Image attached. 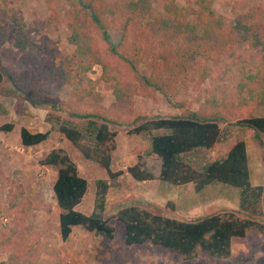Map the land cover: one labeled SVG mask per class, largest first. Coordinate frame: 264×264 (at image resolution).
I'll return each instance as SVG.
<instances>
[{
	"label": "rangeland",
	"instance_id": "rangeland-1",
	"mask_svg": "<svg viewBox=\"0 0 264 264\" xmlns=\"http://www.w3.org/2000/svg\"><path fill=\"white\" fill-rule=\"evenodd\" d=\"M121 1L125 0H96L95 2L105 12L104 25L114 43L117 44L122 37H125L127 44L131 47L130 53H132L137 50L132 44L135 38L139 37V40L135 41L139 51L137 50L138 53L135 56L137 64L133 74L129 73L126 66H120V63L109 54L101 39V31L93 27L89 28H91L97 50L102 58L110 64L121 67L124 84L132 85L129 88L133 111L130 115L127 112L115 110L112 88L101 82L102 68L99 65H95L87 74V77L96 83L94 93L99 95L97 98H83L58 78L53 79V84L59 86L58 92L50 89L51 87L42 79L34 80V69L30 70L28 75L23 74L24 69L32 63H38L46 70L53 66H60L65 58L73 53L74 47L68 45L66 41L70 33L66 20L71 15L68 0H0V31L5 29V25L14 17L22 19L23 32L30 39L34 46L33 50L39 56L38 62L22 59V53L12 45L15 30H5L6 41L0 46V71L4 76L0 84V99L14 98L18 105L20 101H24L19 88L32 83L29 91L36 96L37 88L41 87L47 99L61 110L56 112L49 108H36L27 102L33 107L32 120L36 122L35 128L43 129L45 123L49 122L54 133L59 131V126L62 124L81 133V144L91 150L90 160L85 159L69 141L70 151L58 149L63 150L69 156L76 164L80 176L86 177L89 183H93L101 171L97 164L101 146L96 138L100 123L94 119L70 117L71 113L107 116L113 122L110 125V131L117 132L116 148L111 153L113 170L122 169L126 172V168L137 161L136 156L139 155L144 164L147 161L150 168L147 170L150 173L156 172L159 159L151 156V137L153 134L159 135L165 132L155 131L130 135L128 131L144 119L170 118L180 115L183 111H195L201 116H208L211 109L205 105V102L211 96L221 100H233L245 60L249 61L245 66L247 69L253 68L251 63L255 60L261 59L264 62V49L259 40L261 37L264 41V20H262L260 29L252 31V37L247 31L238 30L243 35L237 38L234 47L240 55V60L236 61L235 65L230 59L221 63L209 60L205 67L201 62L193 66L189 74L179 78L176 83L172 81L166 97L159 92L144 94V90L133 88V86L140 87L139 76L149 73L148 56L150 53L154 52L159 55L158 57H162L165 56L162 54L169 52L168 60L172 62L175 52L169 51L170 48L162 41L153 39L148 30L141 28L138 24H133L120 13L110 14L109 10L116 9V4ZM167 4L176 5L179 10L184 11L187 23L198 24L200 22L196 0H160L143 18L142 23L152 21L159 14L165 15L163 6ZM211 7L216 16L225 19L231 27L236 26L232 23L236 19V13H241L242 16L255 10L260 13V16L264 15V0H212ZM197 28L199 29V26ZM246 37L251 39L252 46ZM249 54L252 59L249 58ZM225 64H228L230 77H227L229 79L223 74ZM202 68L207 69L209 74V77L203 80L199 77ZM251 112L261 115L264 110L254 104L251 109H241L233 113L222 109L227 121L219 124L221 135L214 147L210 150H194L180 159L193 170L200 172L213 160H222L234 142L246 139L248 144L251 143L249 147L252 145V153L255 151L259 155L264 178L261 155L250 139L251 131L234 125L235 121L247 117ZM20 118H14L16 124L23 122ZM61 137L63 142L54 134L48 147H42L40 144L36 147L23 148L18 130L11 133L0 132V264H264V234L254 228L247 230L245 238L232 239L230 257L220 260L200 250L194 260L184 261L179 254L149 243L126 247L122 242L124 226L121 223H117L114 241H108L102 235L90 234L74 228L70 239L63 242L59 234V211L52 189L57 170L39 164V161L51 151L52 146L59 147L66 143L67 140L62 135ZM249 154L251 159V152ZM90 190L93 191V187ZM133 192V188H130L122 200L108 199L107 207L113 209L110 208L107 213L110 214L116 207L132 205H139L149 211H154L151 205L138 200ZM257 193V191H252L249 195L252 199L254 196L249 206L253 207V211L250 215L242 214V216L264 225V192ZM93 197L95 196L92 193L87 195L81 207H92ZM247 201H249L248 196L243 200L244 205ZM27 202L31 203L30 211L28 217L22 220L21 213ZM159 213L165 214L162 211Z\"/></svg>",
	"mask_w": 264,
	"mask_h": 264
},
{
	"label": "trees",
	"instance_id": "trees-1",
	"mask_svg": "<svg viewBox=\"0 0 264 264\" xmlns=\"http://www.w3.org/2000/svg\"><path fill=\"white\" fill-rule=\"evenodd\" d=\"M95 1L68 0L71 15L66 20V26L70 32L66 41L68 45L74 47V51L65 58L64 63L60 66H53L49 70L40 67L38 63H32L24 69L23 74L28 75L30 70L34 69V80L42 79L51 87L50 89L58 92L59 86L53 84V79L58 78L83 98H97L99 95L94 93L96 83L91 81L87 74L95 65H99L102 68L101 82L112 88L115 110L127 112L130 115L133 112L129 95V88L132 85L124 84L121 67L110 64L99 54L91 28L101 31V39L109 54L116 59V62L120 63V66H126L131 74L136 69L135 56L139 47L135 41L137 42L139 37L135 38L132 44L138 51L132 53H130L131 47L127 44L125 37H122L117 44L114 43L104 25L105 12ZM159 1L125 0L116 4V9L109 10L110 14L120 13L133 24H138L141 28L148 30L153 39L162 41L170 48L169 51L175 52L172 62L168 60L169 52L162 54L165 55L162 57H158L159 55L154 52L150 53L148 56L149 73L139 76L140 87L133 86V88L144 90V94L159 92L166 97L171 82L176 83L179 78L189 74L193 66L201 62L205 67L209 60L221 63L230 59L235 65V62L240 60V55L234 47L237 38L243 35L238 30L247 31L252 37V31H258L262 20H264V15L260 16V13L255 10L242 16L241 13H236V19L232 22L236 26L231 27L225 19L216 16L211 7L212 0H196L200 21L198 24L187 23L184 17L185 12L172 4L163 6L165 15L159 14L152 21L143 24V18L152 11L154 4ZM6 29L15 30L12 36V45L22 53V59L38 62L39 56L33 50L34 46L30 39L23 32L22 19L14 17L5 25V29L0 31V46L6 41ZM246 40L252 46L251 39L246 37ZM259 40L264 49V41L261 37ZM248 56L252 59L250 54ZM247 63L249 61L245 60L232 101L211 96L205 102V105L211 109L208 116H201L195 111H183L180 115L170 118L144 119L140 124L132 127L128 131L130 135L155 131L165 133L154 135L151 138V152L160 160L158 177L146 169L141 156L138 155L136 163L126 169L130 178L136 182L158 179L172 185L191 182L196 192L201 191L212 182H218L241 189L244 200L250 190V178L246 146L242 140L237 141L229 148L223 160L211 162L203 172L193 170L180 158L197 149L210 150L214 147L221 135L219 124L227 121L222 109L233 113L241 109H251L254 104L264 110V62L261 59L253 61L252 69L245 67ZM227 66L228 64H225L223 74L229 79ZM199 77L201 80L208 78V70L202 68ZM3 79L4 76L0 71V84ZM23 86V88H19L21 97L33 107L49 108L56 112L61 110L47 99L44 95L45 91H42L41 87L37 88L36 96H34L29 91L32 83ZM69 116L77 119H94L100 123L96 133V138L101 146L98 163L110 180H116L123 172L111 170V153L116 148L115 138L117 137L116 131H110V125L113 122L107 116L96 114L71 113ZM234 125L251 131L250 139L260 152L264 168V113L255 115L251 112L247 117L235 121ZM12 130L13 125L11 124L0 126V132L10 133ZM59 133L85 159H90L91 150L81 144L82 135L79 131L60 125ZM19 138L23 147H36L49 140L50 133H31L25 128H21ZM39 164L57 170L56 181L52 189L59 209V234L63 242L70 239L74 228H79L90 234L103 235L107 240H113L114 225L121 223L124 226L122 242L126 247L142 246L149 243L179 254L184 261L194 260L200 250L220 260L230 257L231 240L244 238L247 230L254 228L264 234V225L229 210H222L195 220H185L163 216L156 208L154 211H149L132 205L104 220L86 216L79 212L77 207L87 193L88 183L80 176L76 164L69 156L61 149L52 150L43 160L39 161ZM260 191H264V186ZM101 195L104 196V194ZM30 205V202L26 203L21 213L22 220L28 217ZM172 207L171 204H168L166 208L173 212Z\"/></svg>",
	"mask_w": 264,
	"mask_h": 264
},
{
	"label": "crops",
	"instance_id": "crops-1",
	"mask_svg": "<svg viewBox=\"0 0 264 264\" xmlns=\"http://www.w3.org/2000/svg\"><path fill=\"white\" fill-rule=\"evenodd\" d=\"M32 109L33 107L28 105L27 102L25 101L23 102L20 101V103L17 105L16 100L14 98H11L10 100L2 98L0 99V125L2 126L4 124H11L13 125L12 131L18 130V132L21 128H25L31 133L49 132L50 138L49 140H47L46 142L40 145L42 147H48L49 145L48 143L51 140V138L54 136V134H56V137L58 136V138L61 139L62 141V137L59 131L57 133H54L52 129V125L49 124V122L45 123V127L43 129L35 128L36 122L32 120V116H33ZM15 117H21L20 120L22 119L23 122L20 121L19 123L16 124L14 121ZM147 133H153V132H147ZM154 135L155 134H153V136ZM242 141L245 143L246 146L248 170H249V178H250V190L248 192L249 201H247L245 205L243 203L241 189L227 186L218 182H212L211 184L204 187L201 191L196 192L194 190V185L191 182L180 185H172L168 182L160 181L158 179L147 182H136L130 178L127 172L123 171L122 169L113 170L111 165V170L113 172H117V171L123 172L121 176H119L116 180L112 181L108 178L105 170H103L100 167L97 159V164L101 169V171L99 172V177H97L93 181V183H89V180L86 177H82L87 181L88 189L82 202L77 207V210L86 216H93L104 220L112 215H115L119 210L123 208H127V207H116V209H114L115 211L113 210V212L108 214L107 212L112 207H107L108 205L107 200L111 198L115 200H122V197L125 196V194L129 191V189L133 188L134 191L133 194L134 196H136L138 200L145 202L147 205H151L153 208H156L159 211H162V213H165L163 216H167L170 218L195 220L212 215L214 213H218L222 210L235 211L238 212L239 215L241 216L242 214L250 215L251 212L253 211L252 209L253 207H249V206H251L252 200L254 199V196L253 199L252 197H249L250 192L252 193V191L253 192L257 191L258 193H260L261 192L260 189L263 188L264 182H263V174H262L258 153H256L255 151L252 153V145H250L251 147H249V144H251L250 142L248 144V141L246 139H242ZM235 143L236 142H234L233 144ZM58 148H61L66 151L71 150V146L68 141H66V143H64L63 146H59V147L52 146L51 151L56 150ZM250 152H251V159L249 154ZM137 156H136V160H137ZM151 156H154L152 152H151ZM225 156L222 158V160L225 158ZM158 162L159 165L156 172L155 171L152 172L155 177H158L160 172V161L158 160ZM135 163L136 161L132 165H134ZM207 165L203 170H200V172H203L206 169ZM145 166L146 169H150L147 161L145 163ZM91 187H93V191L90 190ZM91 193L93 196H95L92 199L93 206L81 207L83 206L85 197L87 195L89 196V194L91 195ZM101 194H104V196H102ZM168 204H171L173 206L172 207L173 212H171L169 209L166 208ZM135 206H137V208L140 209L148 210L145 207H141L139 205H135ZM57 210L59 211L58 207ZM58 222H59V213H58ZM116 226L117 223L114 225L115 231H116ZM246 236H247V232L245 237ZM108 241H114V239ZM230 250L232 253L231 247Z\"/></svg>",
	"mask_w": 264,
	"mask_h": 264
}]
</instances>
